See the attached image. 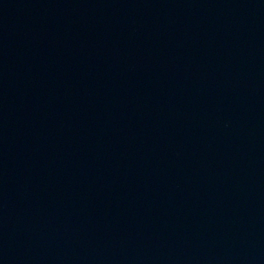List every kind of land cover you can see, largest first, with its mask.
<instances>
[{
  "label": "water",
  "instance_id": "95a60500",
  "mask_svg": "<svg viewBox=\"0 0 264 264\" xmlns=\"http://www.w3.org/2000/svg\"><path fill=\"white\" fill-rule=\"evenodd\" d=\"M0 264H264V0H0Z\"/></svg>",
  "mask_w": 264,
  "mask_h": 264
}]
</instances>
